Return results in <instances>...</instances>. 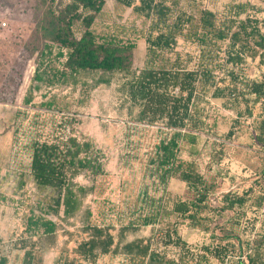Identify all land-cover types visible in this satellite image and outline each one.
Segmentation results:
<instances>
[{
	"label": "trees",
	"instance_id": "obj_1",
	"mask_svg": "<svg viewBox=\"0 0 264 264\" xmlns=\"http://www.w3.org/2000/svg\"><path fill=\"white\" fill-rule=\"evenodd\" d=\"M38 1L44 6L37 23L44 45L23 104L30 105L42 85L92 91L122 75L129 122L160 126L167 134L148 170L162 194L134 219L128 208L103 197L101 186L110 176L105 155L77 136L75 119L63 122L62 137L33 141L29 175L46 197L29 206L13 244L24 252L22 264L54 249L61 231L72 235L63 225L82 211L88 196H94L96 212H84V239L71 251L77 258L63 248L54 264L92 263L99 255L120 256L126 264H264V167L240 180L217 169L244 135L242 148L264 159V0H113L116 9L144 21L132 38L118 35L126 29L120 24L94 32L105 0ZM137 40L145 42L146 59L133 70ZM179 41L194 47L195 55L182 60ZM249 65L258 80L246 75ZM43 99L45 110L57 108L55 97ZM216 102L235 115L219 137ZM82 174L91 186L75 182ZM171 180L184 184V197L168 192ZM144 228H150L148 237L127 239ZM184 230L199 231L208 243L190 246L180 236ZM0 264H8L1 252Z\"/></svg>",
	"mask_w": 264,
	"mask_h": 264
},
{
	"label": "rangeland",
	"instance_id": "obj_2",
	"mask_svg": "<svg viewBox=\"0 0 264 264\" xmlns=\"http://www.w3.org/2000/svg\"><path fill=\"white\" fill-rule=\"evenodd\" d=\"M254 1L261 3V0ZM105 2L103 13L93 27L97 34H103L110 25L120 24L126 29L118 32V35L132 38L133 29L141 30L144 26V21L133 16L129 10L116 9L113 0ZM43 12L44 6L38 0H0V252L7 257L8 264H22L24 252L15 250L13 244L22 234L23 220L29 206L46 197L45 193L36 190L29 175L30 145L35 140L51 141L54 137H62L64 121L75 119L77 136L90 139L104 153L105 168L110 176L101 186L103 197L124 211L128 208L134 219L145 214L150 206L149 201L162 194L148 170L156 148L167 133L160 126L144 127L129 122L122 97V85L126 82L124 76L115 75L109 87L100 86L92 91L81 86L42 85L40 91L34 92L32 103L28 106L23 104L37 65V56L44 45L37 27ZM176 51L182 60L195 55L194 47L183 41L178 42ZM145 59V42L137 40L133 70L142 69ZM246 75L259 79L258 71L252 65L248 66ZM44 97H55L57 108H42L40 104L45 102ZM213 107L212 115L217 121L219 137L228 132L235 115L219 102L214 103ZM258 108H253L255 115ZM247 122L246 126L250 121ZM242 130L244 132L245 127ZM247 136L244 135V140L239 141V147L227 149L228 156L217 168L223 176L240 180L244 177L238 174V169L246 176L253 177L264 167V159L253 153L249 159L245 158L246 164L237 169L238 158L249 154L242 148L248 142ZM199 162L203 165L205 157ZM75 182L81 186H91L90 179L84 174L79 175ZM168 192L172 196H185L184 186L177 180L169 182ZM93 200L94 196H88L82 211L63 225L65 232L72 235L65 237L61 231L57 246L48 252L37 253L34 264H54L63 248H66L69 258H77L71 251L84 239L79 232L84 222V212L87 209L96 212ZM259 214L258 220L262 213ZM258 227L259 222L256 229ZM149 235L150 228H144L127 239ZM180 236L193 247L208 243L207 237L196 230H184ZM79 264H126V259L99 255L92 263L79 260Z\"/></svg>",
	"mask_w": 264,
	"mask_h": 264
},
{
	"label": "crops",
	"instance_id": "obj_3",
	"mask_svg": "<svg viewBox=\"0 0 264 264\" xmlns=\"http://www.w3.org/2000/svg\"><path fill=\"white\" fill-rule=\"evenodd\" d=\"M251 154H253V153H251V152H249V154H243L242 156H240L239 158H238V160H237V169L239 168V166H242V164H246L245 162L247 161V160H245V158L247 157V159H249L250 158V155ZM252 156V155H251ZM248 166V165H247ZM241 169V168H240ZM263 169V168H262ZM261 171V170H260ZM238 174L241 176V177H247L248 178V176H246V174H245V172L244 173H241L240 172V170L238 169ZM171 181H174V180H171ZM183 186H184V184L183 183H181Z\"/></svg>",
	"mask_w": 264,
	"mask_h": 264
}]
</instances>
